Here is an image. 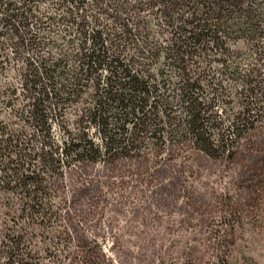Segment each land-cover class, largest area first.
<instances>
[{"label":"trees","instance_id":"16d2710c","mask_svg":"<svg viewBox=\"0 0 264 264\" xmlns=\"http://www.w3.org/2000/svg\"><path fill=\"white\" fill-rule=\"evenodd\" d=\"M32 1L36 0H0V47L10 44L16 57L21 48L35 43L32 35L18 33V26L25 27L35 16ZM56 5L59 15L42 17L66 23L60 38L64 47L52 40L54 51L24 58L17 73L24 106L10 117H0V194H18V216L39 228H46L54 214L41 196L49 192L51 172L60 166L46 139L47 109L56 114L70 105L75 113L72 130L60 120L67 133L61 147L67 165L100 157L142 158L144 144L157 157L165 143L181 141L172 136L180 129L179 122L171 108L159 102V96L162 101L176 90L193 145L213 156L217 147L224 150L228 144L222 134L212 135L217 121L200 97L201 82L213 80L204 64L222 59L238 39L249 44L254 40L256 45L264 37V0H57ZM150 17L156 21L155 29ZM257 75L254 66L240 75L246 95L255 96ZM12 90L3 84L0 96ZM258 94L264 96V91ZM224 95L219 88L211 96ZM0 102L11 104L12 98ZM247 103L241 100L234 118L246 117ZM16 120L23 125H13ZM88 126L95 127L98 141L86 134ZM252 126L253 122L243 121L236 127ZM24 233L4 234V264H37L36 250L21 248L26 245L21 239ZM61 233L64 229H57L53 236ZM64 256L70 260L65 264H106L87 251L78 259L69 252Z\"/></svg>","mask_w":264,"mask_h":264},{"label":"rangeland","instance_id":"374dc122","mask_svg":"<svg viewBox=\"0 0 264 264\" xmlns=\"http://www.w3.org/2000/svg\"><path fill=\"white\" fill-rule=\"evenodd\" d=\"M56 1L31 2L35 16L25 27L18 26V33L32 35L35 43L21 48L20 56L14 55L10 44L0 47L5 56L1 60L0 55V86H13L12 92L0 96L12 98L11 104L0 102V117H10L24 106L17 74L24 58L54 51L52 40L64 47L60 38L66 23L42 17L60 14ZM150 25L156 28L152 17ZM253 42L238 39L222 59L204 64L213 80L201 82L200 97L217 121L212 135L222 134L228 144L224 150L217 147L213 156L193 145L176 90L162 101L159 96V102L170 107L179 122L180 129L172 136L181 141L165 143L157 157L144 144L142 158L107 161L100 157L67 165L61 150L67 133L61 121L72 130L75 113L70 105L56 114L47 109L46 139L60 166L51 172L50 190L41 199L54 214L45 222L46 228L34 222L27 225L17 213L18 194H0V264L5 260L4 234L18 232H26L21 238L26 245L21 248H34L37 264H65L70 262L65 253L78 259L83 251L106 264H264V96L258 94L264 91V37L256 40L259 46ZM253 66L258 74L255 96L246 95L240 78ZM168 73L175 80L172 68ZM219 88L225 95L211 96ZM241 100L248 102V109L246 117L238 120L233 114L242 107ZM243 121L253 126L237 128ZM21 124L22 120L13 123ZM86 134L99 139L94 126H88ZM37 140L33 145L39 147ZM61 228L64 233L53 236Z\"/></svg>","mask_w":264,"mask_h":264}]
</instances>
